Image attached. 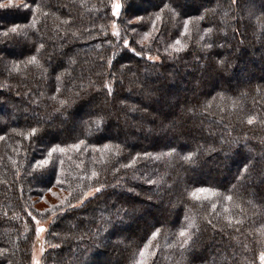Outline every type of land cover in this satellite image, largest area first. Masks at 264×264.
Listing matches in <instances>:
<instances>
[{"label":"trees","instance_id":"obj_1","mask_svg":"<svg viewBox=\"0 0 264 264\" xmlns=\"http://www.w3.org/2000/svg\"><path fill=\"white\" fill-rule=\"evenodd\" d=\"M146 1L0 0V264H260L264 0Z\"/></svg>","mask_w":264,"mask_h":264},{"label":"rangeland","instance_id":"obj_2","mask_svg":"<svg viewBox=\"0 0 264 264\" xmlns=\"http://www.w3.org/2000/svg\"><path fill=\"white\" fill-rule=\"evenodd\" d=\"M137 2H136V9L138 10V11H140V10H142L143 9V6H145L146 5V3H147V1L146 0H136ZM116 4H120V0H112V2H111V10H112V13H113V21H112V23H111V32L114 34V33H118V27H117V25H116V19L118 18V14H119V11H120V9L118 10V14L116 13V10H115V5ZM201 6L202 7H204L205 8V10L206 11H211V10H213V8L216 6L215 5V2H208L207 0H202L201 1ZM220 13V17H223V15H221V12H219V10H218V14ZM138 14V13H137ZM220 26L222 27V29L224 28L223 27V24H220ZM222 33H224V31H222ZM94 42V41H93ZM95 42H96V40H95ZM223 42H225V40L223 41ZM85 44H88V43H78L75 47H74V49H72V51H70V52H68V53H66V57H65V60H64V65L59 69V71L60 72H63V70H65V69H67V68H69L71 65H72V63L74 62V57L75 58H77V56L79 57L80 55H82V49H85V48H88V47H94L93 45H85ZM227 44L226 43H224L223 44V46H226ZM230 49H227L226 51V53H236L237 52V50H236V48L234 47H229ZM133 47L131 46V51H133ZM136 53V52H135ZM225 52H222V54H221V56H220V59H221V62L222 63H224V64H226V56H227V54H226ZM152 59H154V60H158V58L157 57H152ZM236 72H239V73H236V74H238V75H240L241 73H242V71H240V69H236L235 70ZM129 73V72H128ZM128 77V75H126V78ZM125 78V79H126ZM124 79V77H123V80H125ZM237 81H239V80H237ZM126 83V87H127V89H130V87H139V85L137 84V83H133L132 81H125ZM232 83H234V81H232ZM78 85H79V83H78ZM244 89H245V86L244 85H241L239 88H237L236 90H235V92H234V95L235 96H239V95H242L243 93H244ZM16 98H15V101L17 102V101H21V97H19V95H17V93H16ZM21 96V95H20ZM19 97V98H18ZM127 105H130V103L129 102H127ZM134 105V104H133ZM136 105V104H135ZM10 108H11V106H9ZM82 111H84V112H82ZM12 112H14V110L12 109ZM89 112V108H85V109H81V111H80V113L78 114H76V119L78 118V117H83V116H85V115H87V113ZM7 112H5L4 113V110H2L1 108H0V114H6ZM34 113V112H33ZM84 113V114H83ZM35 115L37 114H39V112L38 111H35V113H34ZM100 114L98 113V112H92L91 113V116L92 117H98ZM136 119V118H135ZM129 121H130V123H133L134 121H132V120H130L129 119ZM135 123V122H134ZM137 125H139V123H137V124H134L133 126H134V129L137 131V129H136V126ZM204 148H206V149H208L207 151H211V150H213L214 149V147L212 148L211 146H209L208 147V145H205L204 146ZM212 148V149H211ZM95 190L96 189H91V190H89V191H87L86 193H92V195L95 193ZM85 193V194H86ZM84 194V196H83V198L80 200V202L79 203H77V204H80L83 200H85V199H87L88 197H90V196H92V195H85ZM42 204V203H41ZM76 204V205H77ZM41 206V205H40ZM51 218L52 217H50V218H48V219H40V220H36V221H39L40 222V225L41 226H43L44 227V229H45V231L44 232H42V233H37V231H36V234H35V237H34V240H33V243H32V253H31V261H30V264H33V259L35 258L36 260H39L40 261V264H41V260H42V255H43V253L45 252V250L48 248V245H46V241H45V233H46V230H47V228H48V225H49V223H50V221H51ZM36 221H35V224H36ZM36 228H37V224H36ZM109 242V241H116V239H110V238H105L104 240H103V242ZM104 244V243H103ZM104 246H105V244H104ZM103 249H106V246L103 248ZM259 262H260V264H261V261H260V259H259Z\"/></svg>","mask_w":264,"mask_h":264},{"label":"snow or ice","instance_id":"obj_3","mask_svg":"<svg viewBox=\"0 0 264 264\" xmlns=\"http://www.w3.org/2000/svg\"><path fill=\"white\" fill-rule=\"evenodd\" d=\"M165 6H167V5H165ZM4 7H17V5H15L14 3H10V4H0V8H4ZM19 7H23V8H26V9H27V8L30 7V5H29L28 3H23V4L19 5ZM120 7H121L120 4H116V5H115V10H116V13H117V14H118V10L120 9ZM157 18L159 19V17H157ZM185 27H187V24H185ZM16 31H17V26H13V27L11 28V32L15 33ZM114 35H119V33H114ZM123 43H124L125 45H127V44H128V41H127V40H124ZM175 44H176V45H179V44H180V40L177 39V40L175 41ZM175 50H176V51H179L180 49H179V48H175ZM133 51L135 52V49H133ZM135 54H136L137 56H140L142 53H140V52H136ZM149 59H152V57L149 56ZM35 60H36V57L33 56V57H31V60H30L29 62H30V63H31V62H35ZM105 87L108 88V92H109V94H111V91H112V90H111V87H110L109 85H105ZM61 103H64V102L62 101ZM248 123H249V124H252V123H253V118L250 117V118L248 119ZM32 131H33V133H35L36 130L33 129ZM0 139H2V137H0ZM80 143L82 144V143H84V142H83V141H80ZM79 146H80L79 144H74V145H72L73 148H79ZM59 150H60L61 152L64 151V149H59ZM53 151H55V149H53ZM38 163H39L41 166H43V165H45L46 163H48V161H47V160H41V161H39ZM244 167H245V169H247L248 165L245 164ZM96 175H97L96 172H93V173H92V176H93V177H95ZM95 191H96V192H99L100 189L97 188ZM196 192H199V193L213 192V193H214L215 190H214V189H211V188L201 187V188L196 189L195 192L192 193V195L195 196V195H196ZM85 195H92V193H86ZM227 199H228V200H231L232 197H231V196H228ZM211 206H212L213 209L216 208V204H215V203H213ZM33 219H35V217H33ZM208 223L211 224V221H208ZM238 223H239V222H238ZM36 224H37V228H36L37 233H42V232L45 231L44 227L40 225V222H39V221H36ZM157 231H159V230H157ZM156 234H157L156 232H153V233H152V236L155 237ZM180 235H181L182 237H184V236H185V232H184L183 230H181ZM188 239H191V237L189 236ZM188 239L185 240V243H188ZM150 244H151V241H149L148 244H145V245H144V250H141V251H140L139 255H140V257H141V260L139 261V264H146V261H145L143 258H144V256H145V250H147V249L150 247ZM259 259H260V261H261V264H264V252H261V253H260V255H259ZM33 264H40V261H39V260H36V259L34 258V259H33Z\"/></svg>","mask_w":264,"mask_h":264}]
</instances>
